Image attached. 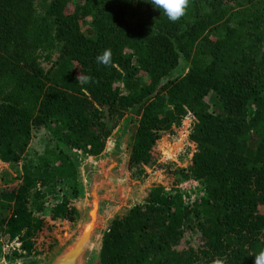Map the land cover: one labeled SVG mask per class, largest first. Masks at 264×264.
<instances>
[{
    "label": "trees",
    "instance_id": "16d2710c",
    "mask_svg": "<svg viewBox=\"0 0 264 264\" xmlns=\"http://www.w3.org/2000/svg\"><path fill=\"white\" fill-rule=\"evenodd\" d=\"M52 39L60 54L45 70L38 53ZM105 49L107 67L96 63ZM181 57L189 71L167 79ZM81 73L91 80L79 83ZM129 112L138 174L157 163L161 132L194 117L197 150L183 172L205 196L188 205L179 191L153 190L111 222L99 263L255 264L264 251V0H190L177 23L149 0H50L41 19L36 0H0V158L21 165V182L0 193V236L17 240L20 255L51 253L60 222L78 220L70 151L100 155ZM39 132L47 138L33 160Z\"/></svg>",
    "mask_w": 264,
    "mask_h": 264
},
{
    "label": "rangeland",
    "instance_id": "374dc122",
    "mask_svg": "<svg viewBox=\"0 0 264 264\" xmlns=\"http://www.w3.org/2000/svg\"><path fill=\"white\" fill-rule=\"evenodd\" d=\"M50 0H36L37 17L45 16ZM50 42L45 49L39 50V61L45 70H49L60 54L58 46H54L55 40ZM191 63L181 57L178 66L170 73L167 79L181 77L190 69ZM194 117L188 115L178 126L162 131L160 139L156 144L155 156L157 163L147 167L145 172L138 174L129 166V158L132 145V131L138 124L137 113L129 112L123 118L121 124L107 142L103 153L97 156H86L81 150L70 151L76 158L79 191L76 194L75 203L79 213L77 223L63 220L60 225L63 233L58 234L59 244L48 255L41 258L20 255V243L17 240L8 241L0 236V264H36L52 258L57 251L71 238L79 226L85 210L88 207L89 192L86 185V178L83 163H91L95 167H103L110 164L113 159L112 150L115 143H119L120 164L116 177L109 190V201L106 205L105 215L102 218L100 232L95 242L93 262L99 263V254L102 245L104 232L109 228L111 222L119 215H124L136 204L147 200L153 190L179 191L188 205L205 196V186L201 180L193 177H186L185 170L197 150V145L190 137L191 126ZM46 134L38 133V137L31 143L28 156L36 160L38 153L45 147ZM22 163V162H21ZM21 165L18 162H6L0 158V193L8 185H15L21 182L19 170ZM53 200V195L48 196ZM6 211L0 207V214ZM1 218V217H0ZM19 251V252H17ZM17 252V253H15Z\"/></svg>",
    "mask_w": 264,
    "mask_h": 264
},
{
    "label": "water",
    "instance_id": "95a60500",
    "mask_svg": "<svg viewBox=\"0 0 264 264\" xmlns=\"http://www.w3.org/2000/svg\"><path fill=\"white\" fill-rule=\"evenodd\" d=\"M119 143L112 150L109 165L95 167L83 163L86 185L89 192L88 207L71 238L50 259L36 264H92L95 242L98 238L102 218L109 201V190L120 164Z\"/></svg>",
    "mask_w": 264,
    "mask_h": 264
},
{
    "label": "clouds",
    "instance_id": "9594fccd",
    "mask_svg": "<svg viewBox=\"0 0 264 264\" xmlns=\"http://www.w3.org/2000/svg\"><path fill=\"white\" fill-rule=\"evenodd\" d=\"M149 3L154 9L159 10L160 13L167 17L172 23H177L186 15L190 0H149ZM96 63L105 67L112 63L111 49H105L101 55L96 57ZM79 83L84 84L91 80V77L85 76L82 73L77 76ZM212 264H224V261L216 258ZM255 264H264V251H260L255 255Z\"/></svg>",
    "mask_w": 264,
    "mask_h": 264
}]
</instances>
